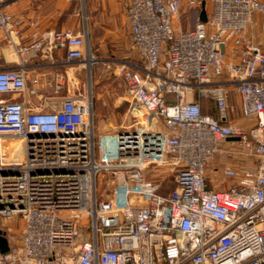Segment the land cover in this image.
<instances>
[{"label": "built area", "instance_id": "2783aa9c", "mask_svg": "<svg viewBox=\"0 0 264 264\" xmlns=\"http://www.w3.org/2000/svg\"><path fill=\"white\" fill-rule=\"evenodd\" d=\"M5 2L0 39L18 64L0 69V96L19 100L0 98V218L23 227L16 241L0 228V264H264V50L250 33L264 0H210L185 30L184 0H128L131 122L98 134L90 91L20 61L53 45L63 67L90 69L86 33H42ZM225 153L241 162L219 167ZM159 168L173 175L164 193Z\"/></svg>", "mask_w": 264, "mask_h": 264}, {"label": "crops", "instance_id": "0c3cea01", "mask_svg": "<svg viewBox=\"0 0 264 264\" xmlns=\"http://www.w3.org/2000/svg\"><path fill=\"white\" fill-rule=\"evenodd\" d=\"M127 1L6 0L4 11L13 16L39 21V30L45 34L86 33L87 46L92 55L93 50L118 48L122 45L126 46V41L129 42L130 30L125 15ZM22 29L24 32L29 31L27 26H23ZM123 35H125L124 41L121 40L124 37ZM64 54L65 51L63 49L53 45H45L44 48L37 52L22 54L20 61L25 64L24 70L27 76L58 68L64 71L66 76H68L69 71L75 69L72 73L78 77L77 73L80 71L76 67L66 68L60 64L64 59ZM17 62L16 56L8 51L5 42L0 39V69L17 67ZM0 98L19 100L16 95L0 96ZM234 159L233 162H229V166L237 163ZM213 182L217 183L218 181L213 180ZM220 185L225 187L227 183L223 182Z\"/></svg>", "mask_w": 264, "mask_h": 264}, {"label": "rangeland", "instance_id": "374dc122", "mask_svg": "<svg viewBox=\"0 0 264 264\" xmlns=\"http://www.w3.org/2000/svg\"><path fill=\"white\" fill-rule=\"evenodd\" d=\"M186 1L187 0H184L179 12V20L176 23V26L183 30L192 28L196 22L195 13L192 8L186 5ZM196 1L201 2L203 0ZM204 1L205 10H207L210 0ZM250 33L255 36V41L260 43L264 49V27L257 25L250 30ZM123 36L124 37L121 39L122 41L125 40V35ZM92 55L96 60V64L90 69L83 66L76 67V69L80 71L77 73L78 77L72 73L75 69L69 71V87L71 91L91 92L93 97V120H95L96 134L111 133L120 126H127L131 122L129 118L130 105L125 101V90L120 75V69L121 65L126 61L136 62L138 56L132 45L127 41L126 46L122 45L118 48L93 50ZM234 103L237 105L236 101ZM232 144H234V142H228L221 146L231 147ZM233 159L232 154H218L215 158V162L218 164V162L221 161V164H219L220 167L221 165H228L230 161L233 162ZM234 160L241 162L239 158ZM211 166L213 165L210 164L206 168L208 173L210 172ZM172 176V174L166 172L163 168L156 169L155 177L162 179L165 184L164 188L161 190L162 193L171 188ZM210 176H213L215 181L220 180L219 176H215V178L213 174ZM111 189L112 185L107 181H100L98 185L99 194L101 193L106 196ZM22 227V221L17 216L12 218H0V228L5 230L10 229L11 234L10 232L8 234L11 240H17L22 232Z\"/></svg>", "mask_w": 264, "mask_h": 264}, {"label": "water", "instance_id": "95a60500", "mask_svg": "<svg viewBox=\"0 0 264 264\" xmlns=\"http://www.w3.org/2000/svg\"><path fill=\"white\" fill-rule=\"evenodd\" d=\"M207 14L205 13V1L200 2V10H199V20L206 21ZM236 140V139H235ZM8 250V244L3 235L0 233V251L2 253Z\"/></svg>", "mask_w": 264, "mask_h": 264}, {"label": "trees", "instance_id": "16d2710c", "mask_svg": "<svg viewBox=\"0 0 264 264\" xmlns=\"http://www.w3.org/2000/svg\"><path fill=\"white\" fill-rule=\"evenodd\" d=\"M193 12L195 13V20L199 17V8H192Z\"/></svg>", "mask_w": 264, "mask_h": 264}, {"label": "bare ground", "instance_id": "6f19581e", "mask_svg": "<svg viewBox=\"0 0 264 264\" xmlns=\"http://www.w3.org/2000/svg\"><path fill=\"white\" fill-rule=\"evenodd\" d=\"M88 64H89V66H90V64H91V61H90V60H89Z\"/></svg>", "mask_w": 264, "mask_h": 264}]
</instances>
